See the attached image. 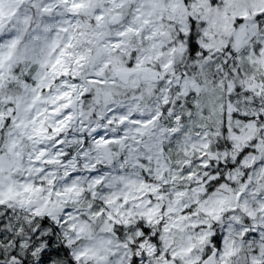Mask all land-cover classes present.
<instances>
[{"label": "snow or ice", "instance_id": "snow-or-ice-1", "mask_svg": "<svg viewBox=\"0 0 264 264\" xmlns=\"http://www.w3.org/2000/svg\"><path fill=\"white\" fill-rule=\"evenodd\" d=\"M0 264H264V0H0Z\"/></svg>", "mask_w": 264, "mask_h": 264}]
</instances>
